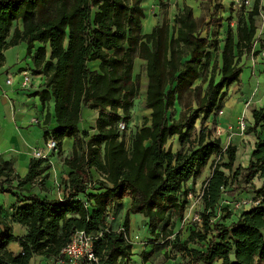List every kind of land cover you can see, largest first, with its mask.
<instances>
[{
    "label": "trees",
    "instance_id": "trees-1",
    "mask_svg": "<svg viewBox=\"0 0 264 264\" xmlns=\"http://www.w3.org/2000/svg\"><path fill=\"white\" fill-rule=\"evenodd\" d=\"M158 1L163 4L165 0ZM141 2L0 0V68L5 49L24 41L31 53L34 43H41L31 54L32 74L46 79L33 94L42 102L53 101L55 122L44 136L56 139L57 149L64 137L73 138L71 155L62 160L69 172L60 198L32 190V185L45 190L48 157H31L23 176L10 161H0V193L14 197L9 214L0 204V264H31L35 256L39 264H55L52 259L77 230L94 235L102 231L94 240L97 261L88 264H135L131 262L134 242L129 240L128 214H142L146 229L166 241L189 202L185 181L197 176L212 156L217 158L211 159L210 173L200 188L201 226L190 229L172 247L189 257L187 264H262L264 106L251 110L246 133L254 134L256 140L245 166L236 164V146L229 142L223 147L220 137H212L206 127L199 129L196 140H190L199 115L213 113L224 89L238 81L241 57L256 53L259 1L255 0L246 18L238 20L235 32L228 30L221 49L201 36V20L186 3L176 9L173 25L163 21L142 33L145 12ZM261 8L264 13V5ZM16 21L20 27H12ZM260 45L264 46V40ZM211 48L215 56L208 71ZM135 57L145 62L144 107L150 114L126 145L117 123L122 119L119 110L129 117L139 91V74L132 76ZM93 60L99 61L96 69L87 64ZM198 79L200 83L195 84ZM175 102L182 106L177 117L170 114ZM83 107L97 110L91 134L79 132ZM50 117L47 108L43 123L48 124ZM172 136L180 145L176 151L166 146ZM91 169L100 177L93 178ZM254 178L260 186H255ZM245 187L259 202L229 218V210L219 204L222 195ZM88 188L94 192H87ZM123 197L129 198V207L121 227L114 229L107 213ZM12 223L25 226V233L15 236ZM13 240L21 246L18 254L7 248ZM190 242L201 243L202 248H190Z\"/></svg>",
    "mask_w": 264,
    "mask_h": 264
},
{
    "label": "rangeland",
    "instance_id": "rangeland-1",
    "mask_svg": "<svg viewBox=\"0 0 264 264\" xmlns=\"http://www.w3.org/2000/svg\"><path fill=\"white\" fill-rule=\"evenodd\" d=\"M259 5L258 8L262 6V2L264 0H258ZM188 3L187 5L192 7V13L196 18H200L201 20V36L207 38L208 44H216L219 49L223 46V40L227 35L229 29L235 32L237 22L240 18L247 17L248 12L251 10L253 3L255 0H177L175 3L174 0H165L163 4H160L158 0L150 1L142 0L141 5L145 12L146 16L151 17L152 15L156 18V23H161L163 21L168 22L171 26L173 25V12H176V9L182 6L183 3ZM150 13L152 15H150ZM142 18V28L144 32H149L153 24H148L147 21ZM153 19V18H152ZM151 19V20H152ZM257 20V19H256ZM154 21V19H153ZM19 25L20 21L13 22L12 27L14 25ZM212 54L211 59L208 64H206L205 70H210L213 58L215 56L214 48H211ZM249 54L248 56H250ZM247 57V56H246ZM263 66V65H261ZM137 71L132 73L133 78L135 75L139 74V91L136 96L133 98V106L130 108L129 117L125 118L124 114L120 111V118L124 119L127 123L126 130L122 132V137L124 138V142L126 145H129L130 139L135 132L143 123V119L145 117H149L150 110L145 109L144 107V99L143 92L145 90L146 77H145V62L141 63L140 66H136ZM241 78L242 84L246 86L244 90L251 91L254 87L256 79H252L250 75V70L247 67L242 68ZM32 73V72H29ZM258 89L264 87V70L263 67L260 70L256 71ZM218 76L215 77L217 79ZM200 79H198L195 84H199ZM223 103L221 101L220 106H218L213 113L208 116L199 115L198 119L195 121L194 126L190 131V140H196L198 138V132L201 127H206L210 132L211 136H218L221 139L222 146L225 147L227 143H231V137L236 136L232 135L233 132H237L240 136L246 133L247 128V120L245 116H243V121L245 123L244 129H240L238 125L239 119H237V123L234 125H227L226 120L228 119V113L222 107ZM194 108V103L192 104ZM182 109V106L177 102L174 103V108L170 110V114L174 117H177L179 111ZM21 124V123H20ZM3 125V124H2ZM20 126V125H19ZM236 126V128L234 127ZM40 126L36 124L32 125H24L21 124L20 127H16L12 123L11 129L9 126L6 127V138L2 142V149L10 147L12 150L9 151V155L15 157L17 155V150H21L25 152L27 150L28 145L39 146L36 143V138L32 136L31 129H38ZM234 127V128H233ZM238 135V136H239ZM48 136H44L45 140ZM237 142V145L242 148V158L236 164H247V159L244 158L245 154H249V151L252 147L247 146V142L245 139H241L238 143V138H234ZM64 140H67L65 138ZM234 140V141H235ZM43 138H40V143L43 145ZM242 142V144L240 143ZM40 144V145H41ZM170 146L173 151L180 149V145L177 142V137L172 136L168 139L167 145ZM247 146V147H246ZM241 150L236 147V157L237 151ZM58 151H52L54 153ZM27 156V155H26ZM10 157V156H9ZM212 158H217L216 156H212L207 164L201 169L200 173L197 176L190 177L185 181L186 187L188 189V200L186 208L184 209V215L181 220H177L175 222V226L173 229V234L168 236L165 240L163 237H154L149 229H146L144 226V217L140 213H134L129 215V219L131 221L133 233H129L130 236L138 235L139 241L134 243L135 251L139 248L138 245L140 243H144L146 247L149 245L146 250H149L148 253L146 250L142 251L141 254L146 256L148 260V264H187L189 257L178 250V247L173 248L174 246H178L179 242H182L188 235L190 229L199 228L200 225V216L198 215L199 210L201 209V203L199 199V195L201 192V183L210 173V161ZM97 176V175H96ZM100 177V176H99ZM94 177L93 178H99ZM253 182L256 187L260 186V180L257 178L253 179ZM245 186V184H243ZM7 188V186H4ZM37 188L41 189L40 185H32V190H36ZM47 194L43 193L45 196H49V189H47ZM87 192H94V189L88 188ZM4 194V193H2ZM79 197L86 201V197L82 194H79ZM256 198L255 194L251 191L250 188L245 187L237 189L233 193H224L219 201L221 207H225L229 210V218H232L233 215H236L238 211L242 209V204L244 202H248L250 200H254ZM6 210L4 209V212ZM225 214V212H221V215ZM226 219L223 222L227 223L230 219ZM178 232V237L174 239V234ZM201 243L190 242L188 246L190 248L201 249ZM133 250V249H132ZM164 252H166L167 257L164 256ZM140 254V255H141ZM141 261H143L141 257ZM150 262V263H149ZM214 264H217L215 262Z\"/></svg>",
    "mask_w": 264,
    "mask_h": 264
},
{
    "label": "crops",
    "instance_id": "crops-1",
    "mask_svg": "<svg viewBox=\"0 0 264 264\" xmlns=\"http://www.w3.org/2000/svg\"><path fill=\"white\" fill-rule=\"evenodd\" d=\"M150 1L154 0H148ZM186 1V0H185ZM176 3L177 0H174ZM186 3V2H185ZM188 4V3H186ZM264 2H262V6ZM261 6V7H262ZM260 7L259 14L256 17L257 23V31H256V38L253 43V51L255 54H251L250 56H242L240 60V64H242V68L245 66L250 70V75L252 79H256L254 87L251 91L244 90L246 88L245 85L242 84L241 73L239 75L238 81L231 83L226 89H224V94L222 98V107L228 113V119L226 120L227 125H234L237 123V119L240 116L244 115L247 124L252 121L251 110L253 108H258L260 106H264V87L258 89V83L256 75V71L260 70L263 67L264 70V46L260 45V41L264 40V13L263 9ZM174 14V12H173ZM150 15H152L150 13ZM154 15V14H153ZM152 15L151 17L146 16L144 19L147 21L148 24H156V18ZM152 19V20H151ZM142 23V22H141ZM20 27V24H19ZM142 28V25H141ZM142 33H146L143 31ZM41 43L35 42L34 47L31 50V53H27L26 47L27 44L24 41L19 42L17 45L11 46L4 50V64L0 68V161H10L12 163V167L14 171L19 175L23 176L26 173L27 166L29 159L33 157V152L36 149H42L44 153H47V157L50 163V168L48 170V177L44 180L43 186L45 190H41L37 188L34 190L39 195L43 196V193L47 194V189H49V197L60 198L64 193V184L63 182L68 178L69 168L62 163L64 157H69L71 155V146L73 142L72 137H64L61 142V147L57 152H49L44 148L45 145L40 143V138H44V132L47 128L54 126V118L52 116V105L53 101L49 100L47 102H42L39 99L38 95H34L33 92L38 90L43 82L45 81L46 77L41 75L39 77L34 78L32 84L21 85V72L28 71L32 72L33 69V60L31 58V54L35 51V49ZM48 53V51H47ZM144 61L141 60L139 57H135L133 61V73L137 71L136 66H140L141 63ZM88 66L91 69L98 68L99 61L93 60L89 61ZM263 65V66H261ZM243 70V69H242ZM7 76H11V83L5 84L4 79ZM146 89V84L144 85ZM145 95V90L143 92ZM144 99V96H143ZM49 109L51 113L50 121L48 124L43 123L44 114ZM120 112V110H119ZM97 116V110L89 109L87 107H83L81 111V121L79 123V132H88L89 134L93 133L95 130V120ZM12 123L18 128L21 124L24 125H32L36 124L40 127L38 129H31L32 136L36 138V143L39 146L32 147L28 145L27 150L22 152L21 150H17V155L12 157L9 155V151L12 149L10 147L2 149L1 145L3 140L6 138V127L9 126L12 128ZM21 123V124H20ZM3 124V125H2ZM20 125V126H19ZM236 128V126H234ZM233 127V128H234ZM231 137V143L240 148L241 150L237 151L240 152V155L236 157L237 163L242 158V148L237 145L235 137L238 138L239 141L243 138L247 142V146L252 147L256 140V137L252 133H244L240 136L237 132H233ZM239 135V136H238ZM67 138V140H64ZM235 140V141H234ZM242 144V142H240ZM41 144V145H40ZM246 146V147H247ZM27 155V156H26ZM10 156V157H9ZM248 154H245L247 159ZM244 166L246 165L243 164ZM91 173L94 177H99V173L91 169ZM97 175V176H96ZM16 182L14 181V184ZM14 202V197L10 193H0V204L2 205L3 209L9 214L11 212V204ZM110 207V213L113 214L114 219L112 220L111 226L114 229H118L121 227L124 217L126 216L128 207H129V198L123 197V199L115 204H112ZM133 213L128 214L129 215ZM13 226V233L15 236H22L26 228L25 226L19 223H12ZM129 233H133L131 221L129 219ZM138 236V235H137ZM137 244V243H136ZM149 245L146 247L144 243H140L138 245V249L135 251L133 248V255L131 256V262L135 264H148L147 261H141V253L142 251L148 249ZM7 248L15 254L21 252V246L17 240L10 241L7 244ZM144 249V250H143ZM147 253L149 250H146ZM41 261L39 257L35 256L31 260V264H39ZM150 263V262H149ZM264 264V260L262 261Z\"/></svg>",
    "mask_w": 264,
    "mask_h": 264
},
{
    "label": "built area",
    "instance_id": "built-area-1",
    "mask_svg": "<svg viewBox=\"0 0 264 264\" xmlns=\"http://www.w3.org/2000/svg\"><path fill=\"white\" fill-rule=\"evenodd\" d=\"M40 74H32L28 71H22L21 72V85H27L32 84L34 78L39 77ZM5 84L11 83V76H7L4 79ZM243 116L239 117L238 125L239 128L242 130L244 129V121ZM117 127L119 131L123 132L126 130L127 124L124 120L120 119L117 123ZM45 149L49 152L51 151H57V140L52 137H47L45 140ZM33 157H47V153H44L42 149H36L33 152ZM37 181H40V178L37 179ZM259 202V199L250 200L248 202H244L242 204V208H249L253 205H256ZM107 222H110L114 219L113 214L110 212L107 213ZM108 224V223H107ZM102 231H99L96 235L87 232L85 230H77L75 231L71 237L68 243L61 249L60 255L56 257L55 259H52V261L55 264H88L92 261H97V257L94 253V240L101 236ZM129 240L133 243L139 241V237L137 235L130 236Z\"/></svg>",
    "mask_w": 264,
    "mask_h": 264
},
{
    "label": "bare ground",
    "instance_id": "bare-ground-1",
    "mask_svg": "<svg viewBox=\"0 0 264 264\" xmlns=\"http://www.w3.org/2000/svg\"><path fill=\"white\" fill-rule=\"evenodd\" d=\"M238 156L240 155V152H238V154H237ZM134 250H135V248H134Z\"/></svg>",
    "mask_w": 264,
    "mask_h": 264
}]
</instances>
